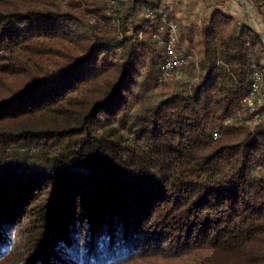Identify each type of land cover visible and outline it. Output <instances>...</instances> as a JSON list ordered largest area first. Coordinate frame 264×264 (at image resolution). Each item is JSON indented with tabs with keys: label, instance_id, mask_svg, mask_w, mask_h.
<instances>
[{
	"label": "trees",
	"instance_id": "obj_1",
	"mask_svg": "<svg viewBox=\"0 0 264 264\" xmlns=\"http://www.w3.org/2000/svg\"><path fill=\"white\" fill-rule=\"evenodd\" d=\"M147 6L0 0V264H264L258 35L216 12L166 92Z\"/></svg>",
	"mask_w": 264,
	"mask_h": 264
},
{
	"label": "built area",
	"instance_id": "obj_2",
	"mask_svg": "<svg viewBox=\"0 0 264 264\" xmlns=\"http://www.w3.org/2000/svg\"><path fill=\"white\" fill-rule=\"evenodd\" d=\"M109 1L113 7L118 0ZM109 15L112 16L113 21H116V14L110 11ZM143 16L144 26L139 31L138 37L141 38L143 32L150 31L151 36L162 48L164 54V58L159 64L157 82L163 83L180 77L189 60H197L195 49L181 40L178 23L170 14L158 12L152 6H147ZM246 43L249 44V40ZM248 80V89L243 101L250 112L248 121L254 127L264 119V70L255 60L250 62ZM228 121L229 118L224 119L225 123ZM213 136L217 137L216 131L213 132Z\"/></svg>",
	"mask_w": 264,
	"mask_h": 264
},
{
	"label": "crops",
	"instance_id": "obj_3",
	"mask_svg": "<svg viewBox=\"0 0 264 264\" xmlns=\"http://www.w3.org/2000/svg\"><path fill=\"white\" fill-rule=\"evenodd\" d=\"M161 1L170 8V15L180 26L183 39L180 38L187 45V39L192 35L199 36L216 12L229 16L236 30L244 27L258 35V42L251 50L253 58L264 70V0H145L153 7ZM143 17L141 15L138 21H143ZM192 45L196 48L195 43L192 42Z\"/></svg>",
	"mask_w": 264,
	"mask_h": 264
},
{
	"label": "rangeland",
	"instance_id": "obj_4",
	"mask_svg": "<svg viewBox=\"0 0 264 264\" xmlns=\"http://www.w3.org/2000/svg\"><path fill=\"white\" fill-rule=\"evenodd\" d=\"M143 6V5H142ZM143 8V7H142ZM143 15V14H142ZM132 33H133V29H130V30H128L127 31V34H130V35H132ZM144 34H145V32H143V36H144ZM192 47V46H191ZM194 48V47H193ZM199 56H197V60H196V62H198L199 61ZM142 70H144V67L142 68ZM197 70V71H196ZM195 70V72H192V74H191V79H190V85L191 84H193L194 82H196L201 76H200V69H196ZM182 76V75H181ZM180 76V77H181ZM183 77V76H182ZM175 80V79H174ZM173 83L174 82H169V83H166V84H162V85H159V88H161L162 90H164V91H166V92H169L170 90H172V88H173ZM238 114L240 115L241 114V112H238ZM247 114V112H244V115H246ZM234 118L235 117H233V120H234ZM248 122V125H250V127L251 128H253V125H252V123H250L249 121H247Z\"/></svg>",
	"mask_w": 264,
	"mask_h": 264
}]
</instances>
